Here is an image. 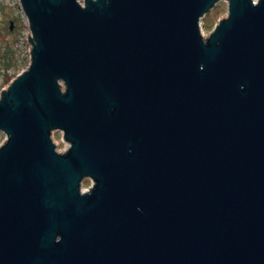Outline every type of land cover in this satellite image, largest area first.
Returning a JSON list of instances; mask_svg holds the SVG:
<instances>
[{"label":"water","instance_id":"1","mask_svg":"<svg viewBox=\"0 0 264 264\" xmlns=\"http://www.w3.org/2000/svg\"><path fill=\"white\" fill-rule=\"evenodd\" d=\"M19 2L0 264H264V0Z\"/></svg>","mask_w":264,"mask_h":264},{"label":"rangeland","instance_id":"2","mask_svg":"<svg viewBox=\"0 0 264 264\" xmlns=\"http://www.w3.org/2000/svg\"><path fill=\"white\" fill-rule=\"evenodd\" d=\"M82 2L83 0H79ZM227 3L220 1L214 4L210 10L202 17V29L204 33L209 32L217 23L218 19L225 16ZM13 19L14 27L9 29V20ZM30 35L27 19L21 11L18 0H0V92L13 79V76L24 69L29 63L28 43ZM54 140L59 150L65 147L59 131L54 132ZM5 135L0 131V143ZM91 184V180L85 179L82 186L84 188Z\"/></svg>","mask_w":264,"mask_h":264},{"label":"snow or ice","instance_id":"3","mask_svg":"<svg viewBox=\"0 0 264 264\" xmlns=\"http://www.w3.org/2000/svg\"><path fill=\"white\" fill-rule=\"evenodd\" d=\"M254 2H255V0H254Z\"/></svg>","mask_w":264,"mask_h":264}]
</instances>
